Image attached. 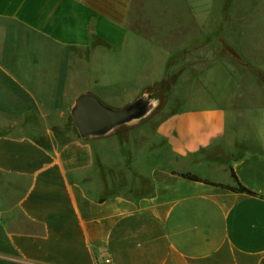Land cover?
<instances>
[{
    "label": "crops",
    "instance_id": "1",
    "mask_svg": "<svg viewBox=\"0 0 264 264\" xmlns=\"http://www.w3.org/2000/svg\"><path fill=\"white\" fill-rule=\"evenodd\" d=\"M135 3L0 0V264H264V105L231 72L226 102L195 92L157 122L144 92L169 54L219 38L264 69V0H182L187 13L155 30L131 26ZM213 69L193 77L195 91ZM81 94L114 109L140 100L143 113L56 144L50 118ZM31 117L45 143L21 127ZM233 172L255 196L214 185L235 186Z\"/></svg>",
    "mask_w": 264,
    "mask_h": 264
},
{
    "label": "rangeland",
    "instance_id": "2",
    "mask_svg": "<svg viewBox=\"0 0 264 264\" xmlns=\"http://www.w3.org/2000/svg\"><path fill=\"white\" fill-rule=\"evenodd\" d=\"M135 1L136 5L132 9L130 23L132 27L137 29H148L150 27L155 30L162 26H172L175 21H170L171 14L176 12L181 14L187 13L182 0H134V2ZM151 14H154V17L158 19L153 18ZM185 25L187 32H189L192 28L190 21H185ZM159 39H162L164 42L167 41V38L162 37ZM188 39L189 38H187V40ZM219 39L215 50H213L211 46L203 47V49H195L194 47L189 46L183 51L169 54L167 58H165L163 61V65L166 69L165 77L154 85L148 86L144 89V92L151 94L152 98L157 101L155 106V110L157 111L153 112L154 122L160 121L172 110L183 107L186 102L178 99L179 97L183 98L185 96H191L195 92L201 96L212 93L213 95L218 96V99L221 102H226L227 97L231 96L237 88V85L234 84V79L230 76V72L238 80L244 82V85L238 89V91L241 90L239 93H246L252 96V98H255V100L261 101L264 105V69L258 68L256 62H250L249 53L240 54V57L239 54L233 52L232 48L224 39ZM8 55L9 59L12 60L14 54L10 53ZM255 55L251 54V57H256ZM263 56V54H260V57ZM40 58L44 60L45 56L41 53H31L26 55V59L29 60H40ZM86 59H88V54L80 53L78 56H75V60L80 61V63H85ZM207 63L214 68L212 73H210L212 75L203 77L195 91L192 79L195 75H199L203 72ZM241 64L246 67H243ZM227 68L229 69V72L227 71ZM214 75H217L218 77ZM181 76L190 78L191 85L187 84L179 86L178 82ZM217 78H219V81ZM166 80L169 81L170 87L162 90V83ZM173 92L175 93L174 95ZM242 98L247 104L252 102V100L246 96ZM50 119L60 123L53 128V138L56 144H62L77 135L81 136L73 120L72 109L66 111L64 117L57 116ZM41 120L42 119L39 117H31L28 119L27 125H22L21 127L28 131H33V133H35V138L39 142L45 143L46 138L43 134H46V123ZM126 124H129V122L116 128L123 127ZM38 129H44V132L39 131ZM253 149H256L253 145L247 144L246 146H241L234 157Z\"/></svg>",
    "mask_w": 264,
    "mask_h": 264
},
{
    "label": "water",
    "instance_id": "3",
    "mask_svg": "<svg viewBox=\"0 0 264 264\" xmlns=\"http://www.w3.org/2000/svg\"><path fill=\"white\" fill-rule=\"evenodd\" d=\"M143 108V103L138 100L121 109H114L93 94H81L75 101L72 117L80 135L86 138L104 135L141 116Z\"/></svg>",
    "mask_w": 264,
    "mask_h": 264
},
{
    "label": "trees",
    "instance_id": "4",
    "mask_svg": "<svg viewBox=\"0 0 264 264\" xmlns=\"http://www.w3.org/2000/svg\"><path fill=\"white\" fill-rule=\"evenodd\" d=\"M169 86V81H164L162 83V86H161V89L164 90V89H167ZM182 177H184L185 179H188L190 181H194V182H204V183H207V184H213L207 180H203L201 179L200 177H198L197 175H193V174H183ZM232 177L235 181V186H229V185H223V184H214V185H217L218 187H221V188H224V189H228V190H232V191H235V192H239V193H243V194H248V195H252V196H255L256 193L249 190L248 188H246L245 186H243L240 181L238 180L236 174L233 172L232 173Z\"/></svg>",
    "mask_w": 264,
    "mask_h": 264
}]
</instances>
